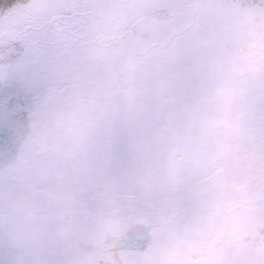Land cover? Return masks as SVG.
<instances>
[{
  "label": "rangeland",
  "instance_id": "rangeland-1",
  "mask_svg": "<svg viewBox=\"0 0 264 264\" xmlns=\"http://www.w3.org/2000/svg\"><path fill=\"white\" fill-rule=\"evenodd\" d=\"M162 2L130 0L113 19L118 4L92 0L112 5L109 14L57 38L43 91L65 75L72 84L41 96L12 147L0 149V264H109L119 212L161 205L189 185L215 194L238 187L248 200L235 179L242 172L216 171L230 147L264 139V10L253 0H170L172 12ZM5 47L21 45L0 27ZM104 93L100 106L86 100ZM38 134L50 136L22 147ZM259 207L232 208L235 223L222 240L192 254L205 264H264ZM98 247L83 262L67 261ZM187 252L165 236L141 260L175 264Z\"/></svg>",
  "mask_w": 264,
  "mask_h": 264
},
{
  "label": "snow or ice",
  "instance_id": "snow-or-ice-1",
  "mask_svg": "<svg viewBox=\"0 0 264 264\" xmlns=\"http://www.w3.org/2000/svg\"><path fill=\"white\" fill-rule=\"evenodd\" d=\"M109 5L90 0H0V27L13 31L20 48L0 50L6 71L0 76V149L8 150L23 131V124L34 109L47 83L48 53L65 33H80ZM256 7L264 10V0ZM71 12L69 16L66 13ZM38 59L34 60V55ZM32 65L34 71L25 66ZM119 239L113 241L109 264H142L153 245L165 236L180 239L188 249L175 264H205L191 250L221 241L235 223L233 209L211 187L187 186L170 194L161 205L119 212L114 218ZM256 231L264 244V193L257 213ZM116 248L120 252L115 251ZM231 264V262H225Z\"/></svg>",
  "mask_w": 264,
  "mask_h": 264
},
{
  "label": "trees",
  "instance_id": "trees-1",
  "mask_svg": "<svg viewBox=\"0 0 264 264\" xmlns=\"http://www.w3.org/2000/svg\"><path fill=\"white\" fill-rule=\"evenodd\" d=\"M101 1L107 3L108 0H101ZM109 1L111 2V4L113 2H115L113 4L115 6L117 4L119 5L118 10H116V7L113 8V10H116L115 15L112 16L113 19H115V18L119 19L121 16L120 10H122L124 12L130 4V0H109ZM184 1L187 3L190 2V0H184ZM256 1H258V0H253V2H256ZM90 2H92V0ZM161 5L168 7L167 9L172 10V12H174L173 9L176 8L175 6L171 7L174 4H171L170 0H163ZM110 9H111V7L105 10L106 14H109ZM136 19H138V20H135V21L129 20V21L133 22V23H131L130 27L135 25L138 21H141L139 19V16ZM120 20H124V16H123V19H120ZM129 21L127 22L128 27H129V23H130ZM142 21L145 24L146 19L143 18ZM121 42H122V40H121ZM245 49H248V48H245ZM168 108L171 109L172 106H168ZM161 111L162 110H159L156 115L160 116L162 113H164ZM147 115H148V113H147ZM262 140L263 141H261V142H254L251 144H246L244 146L245 147L244 150H242V151L237 149V147H230L229 151H227V153H229L230 156H229L226 164L222 165L221 168L218 171H216L217 172L216 174H218L219 176H221L222 174H225L227 172L236 171V172H238V174H240L242 172L241 173L242 175H240V177L238 175L237 178H235V179H237V184L246 183L248 188L244 192V196L249 197L247 201H244L243 194L241 191L239 192L240 189L238 187H230L229 189H227L228 191H226L225 193H221V192L216 193L231 208H240L242 205H245L247 202L250 204H255L258 201L259 202L261 201V197H260L262 194L261 190H263L264 187H260L258 184L261 182V185L264 186V139H262ZM224 145H226L225 146V148H226V147L230 146V143H228V144L223 143V147H224ZM183 151H181V152H183ZM135 152H136V150H135ZM183 154H185V153H183ZM183 154H181V155H183ZM224 178L226 179L227 176ZM234 193H235V197H234ZM237 193H238V195H237ZM256 196H258L259 198L251 201V199L253 197H256ZM33 207L34 208L37 207V204H35Z\"/></svg>",
  "mask_w": 264,
  "mask_h": 264
},
{
  "label": "bare ground",
  "instance_id": "bare-ground-1",
  "mask_svg": "<svg viewBox=\"0 0 264 264\" xmlns=\"http://www.w3.org/2000/svg\"><path fill=\"white\" fill-rule=\"evenodd\" d=\"M105 94L106 93H104V96H102V97H99L98 95H95V96H92L91 98H90V100H88V99H86L87 100V102L88 103H90L91 104V106H92V104L94 105V106H100L101 105V101H107V99L109 98V97H107V99H106V96H105ZM98 103V104H97ZM107 103V102H106ZM106 103H104L105 105H106ZM105 105H103V106H105ZM58 131L59 132H63V129H61V128H58ZM59 135H61V134H59ZM50 136V134H47L46 136H41V138L43 139H46L47 137H49Z\"/></svg>",
  "mask_w": 264,
  "mask_h": 264
},
{
  "label": "flooded vegetation",
  "instance_id": "flooded-vegetation-1",
  "mask_svg": "<svg viewBox=\"0 0 264 264\" xmlns=\"http://www.w3.org/2000/svg\"><path fill=\"white\" fill-rule=\"evenodd\" d=\"M63 80L59 81V83H61Z\"/></svg>",
  "mask_w": 264,
  "mask_h": 264
}]
</instances>
